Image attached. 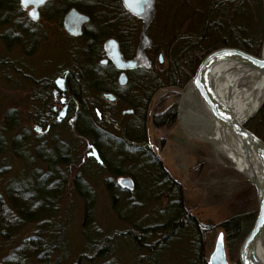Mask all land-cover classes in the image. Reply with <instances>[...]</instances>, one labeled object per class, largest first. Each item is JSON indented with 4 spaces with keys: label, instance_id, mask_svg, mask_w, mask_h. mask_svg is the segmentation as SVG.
<instances>
[{
    "label": "trees",
    "instance_id": "obj_1",
    "mask_svg": "<svg viewBox=\"0 0 264 264\" xmlns=\"http://www.w3.org/2000/svg\"><path fill=\"white\" fill-rule=\"evenodd\" d=\"M241 3L247 8L249 19L257 16V22L262 21L261 0H255L254 5L249 6L243 0H218L210 5L206 16L207 21L202 29L204 37L197 38L194 42H191L190 38H177L180 45L178 44L175 52L174 50L169 52L171 60L164 71L168 85L181 87L192 76L201 58L217 47H238L259 55L258 47L262 39L263 24L262 27L259 24L260 26L251 32L238 27L236 19H243L245 13L240 9ZM18 7V0H0V23H5L13 11L19 15ZM198 30H201V27ZM1 36L5 37L4 34ZM13 39L16 42L19 41L17 36ZM206 42L209 43L206 44ZM84 56L88 61L92 57L96 58L90 51H84ZM76 70H69L66 78L70 99H75L80 109L75 111L74 106L68 115L73 116L75 134L83 138L89 136L92 144L97 151L99 150V158L103 157V149L111 157V162L103 163V167H100L95 159L89 157L87 159L90 163L93 162L95 167L103 168L108 172L110 177L105 180L104 185L111 199V208L118 219L128 226L126 230L115 232L101 241L94 236L99 233L93 217L94 192L89 183V166L83 164L81 169L85 174L76 173L71 183L72 190L82 201L81 234L85 239L84 249L90 252L96 249L92 259H103L110 255L116 243L124 240L145 253L149 261L154 263L160 261V255L163 252L165 255L167 249L171 250L172 247L169 244L182 240V236L186 235L189 245L182 253L186 258L185 264H207L200 230L196 227L194 215L184 204L183 189L164 170L162 162L147 144L146 110L153 92L160 87L159 82L145 70L135 88H131L133 92L125 93L128 96L123 97L109 87L108 90L115 93L120 102L132 113L120 138L111 141L103 128L88 115L92 105L90 100H83L80 95L86 90L83 87L100 93L96 86L99 85L96 79L101 74L106 76L105 71L99 69L97 65L94 68L87 67V63L86 67ZM108 72L110 69H107V75ZM52 85L50 79L38 81V86L43 89V92L46 91V96L50 93L49 89ZM43 96L37 98L42 108L40 111L35 110L33 119L40 125L47 122L52 107H50L52 102L50 100L49 103L46 102V97ZM85 105L88 106L85 107ZM43 108L48 110H42ZM259 115L263 117L264 106ZM176 117L175 106H171L162 112H154L151 119L152 125L156 128H170L175 123ZM247 127L257 133L249 126V123ZM57 141L59 142L56 143ZM57 141L55 140L52 145L44 146L43 139L33 136L25 127L20 126L17 112L13 108L5 110L0 118V181L11 171L8 156H13L23 163L15 177H7L3 183L0 182V251L10 248L1 256L0 264H50L51 255L56 250L60 251L61 256L52 264H61L62 260L68 256V248L64 241L63 224L65 223L58 213L69 188L67 165L76 161L71 155L75 145L64 138L63 141ZM105 141H109L110 144H105ZM162 145L161 139L158 148ZM198 170L199 166H194L189 171L195 176ZM118 175L130 176L134 180L135 185L131 192L121 189L114 182V178ZM150 196L157 199L158 205L159 202L162 204L161 209L157 207L154 209L155 216L152 219L142 214V209ZM231 203L239 207L240 212L233 213L220 226L225 233L228 246L234 248L249 231L256 216L257 202L254 186L250 185L248 188L239 190ZM243 203H246V211L241 207ZM29 226L31 232L25 238L18 237L25 227ZM16 238L17 244L13 245ZM231 262V264H238L237 256Z\"/></svg>",
    "mask_w": 264,
    "mask_h": 264
},
{
    "label": "rangeland",
    "instance_id": "obj_2",
    "mask_svg": "<svg viewBox=\"0 0 264 264\" xmlns=\"http://www.w3.org/2000/svg\"><path fill=\"white\" fill-rule=\"evenodd\" d=\"M89 1L94 2L92 3L94 6L102 5L101 2L103 0H100L101 2L99 1L100 4L97 3V0ZM124 1L128 7L129 5L127 3H129V1ZM151 1L152 0H148V4H150ZM217 1L218 0H157V17L160 20V17L165 11V15L172 21L170 24L171 26H167L165 30L168 32L169 30L172 31V28H174L177 36H179V34H187L189 31L192 33H202V28L201 30L198 29L206 23L207 18L205 19V16L202 18L201 14L208 13L209 6ZM243 1L248 3L247 5L249 6L252 5L255 0ZM33 3H35V5H33ZM22 4L23 3L18 0V8L20 9L19 15L13 11L7 17L5 23H0V118L5 110L13 108L17 112L20 126L22 128L25 127L33 136L43 139L44 146L49 145L48 141L50 138L62 141L64 138L66 141L74 143L75 145V150L71 155L72 159H76V161L67 165V184L69 188L62 202L60 213H58V216H60L61 220H64L65 223L63 224V227H65L64 241L68 248V256L62 260L61 264H100L102 262H110L111 264H185L186 258H184L185 256L182 253L185 251L186 246L189 245L186 235L182 236V240L169 244V246L172 247L171 250L167 249L165 255H163V252L160 255V261L154 263L149 261L145 253L140 252L136 247L131 245L130 242L124 240L116 243L112 247L110 255L103 259H92L96 249H92L91 252L84 249L85 239L81 234V225L83 221L82 201L74 190H72V177L76 173H84L81 169L83 164L89 166V183L94 192L95 201L93 217L96 227L99 229L98 235L94 236H97V239L101 241L103 238L111 236L115 232L126 230L128 227L127 224H124L118 219L111 208V199L104 185L105 180L110 176L105 169L95 167L93 162L90 163L89 159H87L89 157L88 153L92 152L91 149L96 147L92 144V140L89 136L88 138H83L75 134L73 116H70L71 114L64 118L63 121L58 122L51 131L42 135L33 130V126L37 125L33 119L35 110L40 111L42 108L40 101L37 99L43 96L38 90V81L50 79L52 84H54V80L57 77L65 78L69 70L73 71L77 69L79 71L81 68L86 67V63L87 67L94 68V66L97 65L98 59L92 57L89 61L86 60L84 56V51H87L86 41L68 35L69 33L61 26V22L63 23L65 20V17L64 20L60 18L64 8L61 0H49L43 6H38L35 0H27L24 5ZM241 6L243 8L240 7V9L245 13L243 14V19H236L238 27L242 28L244 31L247 30L251 32L253 29L256 30V27L260 25L262 27L263 24L262 39L258 47V52L260 54L264 36V9L262 2L260 5V16L262 17V21L258 22L256 20L257 16L254 17V14L252 15L253 19H249L248 12L246 11L247 8L242 5V3ZM33 11L36 12V14L33 16L34 19H31L28 12L32 14L34 13ZM100 12L104 15L103 11ZM96 14L98 13L93 10L92 15L96 16ZM2 15L6 16L5 14ZM94 19H97V16ZM118 28L119 31L122 30V25ZM1 34H4L5 37H2ZM152 34L153 31L151 35ZM14 36H17L19 41H14ZM190 39L191 42L197 40L196 37ZM167 40L162 39L159 41L167 42ZM100 41L102 42L103 40L100 38ZM154 41H156V43L159 42L158 39ZM169 41L170 43H168V45L171 48L170 51L173 52L174 50L175 52L179 40L176 38ZM106 42H102L101 45H103V43L106 44ZM207 43L209 42H206V44ZM101 45L100 51L103 53L104 49L101 48ZM218 48L220 47L216 49ZM76 74L79 75V73ZM148 74L154 79L156 78L155 81H158L160 85V87L156 89L157 91L155 90V92H153L154 94H152L150 102H148L147 105L145 126L149 131L148 141L153 145L155 140H163V145L160 148L153 145L151 146V151L162 162L164 170L181 185L184 193V204L186 208L191 211L192 215L199 211H208L210 213L209 218L212 220L209 223L212 224V227H215L216 223L220 226V224L233 213H236V211L240 212L239 207L231 205L232 199L237 192L253 184L232 168L228 161L223 158H220V160L217 159L208 142L181 129L180 109L184 108L185 111L189 110L190 112L192 107L185 104L180 105V95L191 77L187 79L181 87L175 86L177 89L174 90L172 89L173 86L168 85L164 76V70L157 69L156 71L148 72ZM105 82V85L111 86L116 93H123L118 91L120 89L113 86V81L110 77H108ZM128 82L127 85H122L126 86V89L124 88L123 90L125 93H128V91L132 93L133 89L131 90V88H135L136 82ZM53 86L54 91L51 90L50 94L48 93L47 96L44 92L43 97H46V102L49 103V100L52 102L50 107L52 106L51 108H53V110L55 109L52 111V119L54 120L56 117L55 114L61 111L63 104L60 102L61 92H56L55 84ZM83 89H86L85 92L82 94L80 93L83 100L87 99L88 101L89 99L92 103L88 115L95 120V123L97 122L99 126L103 128V131L111 138V141L120 138L121 132H123L125 125L132 117V113H125V110H123L126 109L124 104H110V102L108 104L101 99V93H95L85 87H83ZM69 93V91H66L64 101V104L68 105L67 114H69L71 108H74V106L75 111L76 109H80L78 103H75L76 100L70 99ZM87 106L88 105H85V107ZM168 106H175L177 113L175 123L170 128H156L152 125L150 112L151 114L153 110L162 112ZM263 106L264 103L253 116L247 120L246 126L249 123V126L257 132L253 133L264 141V115L263 117L259 115ZM42 110L48 109L43 108ZM76 113H78V111ZM121 113H123V115ZM188 118H190V115ZM45 127L43 126V128ZM248 129L252 131L250 128ZM104 143L107 145L110 144L109 141H105ZM94 155L99 157L97 153ZM94 155L92 153L89 158H93L96 161L97 158H95ZM8 157L11 162V171L9 175L0 181L2 183L7 177H15L23 165L21 160L13 156ZM194 166H199V172L195 176L191 175L189 171ZM114 182L117 183V178H114ZM133 185H135L134 181ZM120 188L123 189L122 187ZM132 190H129V192ZM157 205V199L150 196L142 209V214L152 219V217L155 216L154 209L156 207L157 209L162 208L160 202L159 205ZM241 207L243 210H247L246 203L241 204ZM219 228L220 227H217V229L213 231H211L212 228L208 230V233L209 231L211 232L208 234L207 240L204 241L206 263L208 255L214 248L216 238L219 234H222L226 259L228 264H231L233 258L237 256L240 243L246 234L243 235L234 248H230L225 240L224 231ZM30 229V226L27 228L25 227L18 237L20 236L21 239L25 238V236L31 232ZM16 242L17 238L16 240L14 239L13 245L17 244ZM9 249L5 248L0 251V258L4 253L8 252ZM60 256V251L56 250V252L51 255L50 264H52L55 259L60 258Z\"/></svg>",
    "mask_w": 264,
    "mask_h": 264
},
{
    "label": "bare ground",
    "instance_id": "obj_3",
    "mask_svg": "<svg viewBox=\"0 0 264 264\" xmlns=\"http://www.w3.org/2000/svg\"><path fill=\"white\" fill-rule=\"evenodd\" d=\"M169 40H167V43H170ZM113 41L116 44V51L119 55V58L123 62H128V61L134 62L132 67L119 69L115 65L111 56L109 55L110 53L109 48L106 49L108 59L119 72L118 77L123 76L126 80L125 71L132 70V72H135V68H137L136 62L134 59H128V60L124 59L118 48V44L116 40ZM222 47L238 48L232 46H222ZM260 54L264 55V36H263V43L261 45ZM159 62H161V60H159ZM98 68L104 70L106 76L101 74L99 78L96 79V83L99 84L96 86L100 90L101 99H103L105 102L109 104L110 100H108V98H106L105 95H111L112 98H114L113 101H116V96L115 93L110 92L108 90L110 89L109 87L111 86L105 85L106 84L105 81L108 77H110L113 80L114 75H111L112 74L111 70L110 72H108L109 73L108 75L106 74L108 68H100V67ZM130 77L131 79H134V81H138V79L140 78L138 77L137 79V77L136 76L134 77L133 75H130ZM207 82L212 88V91L214 92L215 96L221 102L227 104L231 109V111L233 112V114L240 121L246 122L264 103V74L234 59L220 60L217 63H215L213 66H211L207 72ZM124 84H120V85H124ZM53 85L50 87L49 92L51 90L54 91ZM37 87H38V82H37ZM172 89L175 90L177 89V87H172ZM38 90L40 94H44V92H46V91L43 92L42 91L43 89H41V87H39ZM57 91L59 90L56 88V92ZM64 91H65V83H64ZM64 91H61L60 95H63ZM63 99H64L63 96H61L60 102L63 104L62 109L64 106H66V114L64 117L66 118L68 115L67 114L68 105L64 104ZM113 101L110 102V104L114 103ZM180 102L181 104H185L187 106L192 107L190 112L189 110L185 111L184 108H181L182 110L180 109V118H181V126H182L181 129L185 132H188L196 136L199 139L208 142L209 145L212 147L213 152L217 159L219 160L220 158L225 159L226 161L229 162L232 168H234L237 172H239L248 181L252 180L258 184L260 182V177H261V167L258 158L248 147L244 145L242 140L237 136H235L234 134H232L231 132L224 129L214 119L209 108H207L198 99L196 94L192 92L191 88H189V91H181ZM52 111H54L53 108H51V112L49 117L47 118V122L41 126V127L48 126L49 127L48 131H51L55 127V125L58 124V122H61L64 119V118H59L58 114L61 111H58L57 114H55L56 115L55 119L53 120ZM125 113L131 114V111L125 109ZM153 113L154 112H152V114ZM152 114L150 112L151 119H152ZM188 114L190 115V118H188L189 116ZM37 125L40 126V124ZM57 140L58 139H56V141ZM53 142H55V139L50 138L48 144L52 145ZM58 142L59 141H57L56 143ZM97 142L99 143L100 140ZM91 151L92 152L88 153L89 157L92 153L93 155L94 153L98 154L99 150L97 151V149L94 148L91 149ZM102 151H103V157L100 156L101 158H99L97 155H94L95 158H97L96 162L99 164L100 167H103V163L109 164L108 162H111V157L108 155L107 151L105 149H103ZM122 177L130 179L132 182L134 181L130 176L118 175L115 178L118 179ZM127 191L129 192V190ZM252 260H254L257 264H264V233H261L254 243Z\"/></svg>",
    "mask_w": 264,
    "mask_h": 264
},
{
    "label": "flooded vegetation",
    "instance_id": "obj_4",
    "mask_svg": "<svg viewBox=\"0 0 264 264\" xmlns=\"http://www.w3.org/2000/svg\"><path fill=\"white\" fill-rule=\"evenodd\" d=\"M47 1L49 0H43V3H38L35 0L38 6L45 5ZM61 1L63 2L64 8L60 18H62L63 20L64 17L70 11H75L76 13L78 12L77 14L80 15L82 14L84 17H86V20L81 22L78 27H74L75 29L70 28L67 24H64V22L63 23L61 22V26H63V29L69 33L68 35L73 37H78L86 41L87 51L94 53L95 57L98 59L97 67L108 68L114 74V79L112 80L113 86L120 89L118 91L123 92L122 93L123 97H125L126 95L123 90L125 86L119 84V80L117 78L119 72L107 57V52H106L107 48L106 45L104 44L107 40L110 39L116 40L118 44V48L122 54V57L126 60L134 59L136 62L137 68H135V72H132V70L125 71V75H126L125 84L127 85V83H129L128 81L136 82V84L138 83V81H134V79H131L130 75H133L134 77L136 76L138 79V77H141L143 75L145 70L147 72L156 71L157 69L159 70L161 69L162 71L163 70L165 71V69L168 67V64L171 60L169 56V52L171 48L166 41L162 42L159 40L162 39L174 40L178 37L179 38L204 37L203 32L192 33L190 31L187 34L184 35L179 34V36H177L175 34L176 31L174 30V28H172V31L169 30L168 32H166L165 28L167 26L170 27L172 21L167 15H165V11L159 20V18L157 17V6H156L157 0H152L150 4H148L147 1L146 3L147 5L141 1L140 4H137V8L139 7L138 13H133L126 6L124 0H103L102 2L100 0H97V3H99L100 1L102 5H94V6L92 5V3L94 2H91L89 0H61ZM19 2H21V0H19ZM22 5H24V3ZM93 10H95V12L98 13L96 14L97 19H94L96 16L92 15ZM100 11H103L104 15H102ZM29 12L28 15L31 17V19H34L33 16L34 14H36V12L33 11L34 13L32 14ZM204 16L206 19L207 13L201 14L202 18ZM121 25H122V30L119 31L118 27ZM201 28L203 29V25L201 26ZM151 30L153 31L152 35H151L152 33ZM100 38L101 40H103L102 42H104L103 45H101L102 42L100 41ZM156 39H158L159 42L156 43V41H154ZM100 45L101 48L104 49L103 53H101L100 51ZM159 60H161V62H159ZM171 86L175 87L174 85ZM66 91L68 92V85H67V78L65 75V91L64 94L61 95L64 98L63 101H65ZM115 96H116V101H113L114 104H118V105L119 103L123 104L122 102H120L119 97L116 94ZM167 108H169V106ZM167 108H165V110ZM153 112H156V110H153ZM123 113L121 114L123 115ZM148 132L149 131L148 129H146L145 126V133H146V140L148 147H150L151 149H152L151 146L153 145L158 147V143L160 140H155V142L152 145L151 142L148 141L149 138ZM209 214L210 213L208 211H199L198 213L194 214L196 227L200 230L199 233L203 241V246H204V241L207 240L208 234L211 231L217 229V227H220L219 229L223 231L222 227L218 226V223H216L215 227H212V230L209 231L208 233L209 229L207 227L209 226V222L212 221L209 218Z\"/></svg>",
    "mask_w": 264,
    "mask_h": 264
},
{
    "label": "water",
    "instance_id": "obj_5",
    "mask_svg": "<svg viewBox=\"0 0 264 264\" xmlns=\"http://www.w3.org/2000/svg\"><path fill=\"white\" fill-rule=\"evenodd\" d=\"M129 6L128 8L133 13H138L137 4H140L142 1L144 4L148 0H126ZM262 6L264 9V0H261ZM35 5V3H33ZM86 20V17L83 15L77 14L75 11H70L64 20V24H67L70 28L78 27L81 22ZM106 48H109V55L113 59L115 65L119 69H124L126 67H132L134 62L128 61L123 62L116 51V44L113 40H108L106 42ZM234 59L239 61L251 68L256 69L257 71L264 74V55L260 56L246 52L240 48H231V47H221L215 49L208 54H206L202 60L197 65L193 75L190 80L187 82L186 86L182 91H189V88L192 89V92L196 94L198 99L209 108L214 119L227 131L231 132L238 138L242 140L244 145L248 147L258 158L260 167H261V177L260 182L257 184L255 181L250 180L254 185L256 191L257 199V212L253 224L249 231L246 233L242 242L240 243L239 250L237 253L238 264H257L252 260L253 246L261 233H264V141L261 140L257 135L250 131L246 127L245 121H240L231 111L229 106L221 102L212 91V88L207 82V72L211 66L217 63L220 60H230ZM64 77H57L54 80L56 88L60 91H64ZM119 83L124 84L125 78L123 76L118 77ZM110 102L114 100L111 95H105ZM181 105V102H180ZM66 114V106L63 107L61 112L58 114L59 118H64ZM49 127L45 128L35 125L33 130L38 134H44L48 131ZM96 154V153H94ZM117 184L126 190L133 189V182L130 179L125 177L118 178ZM208 229L212 228V224L209 223ZM222 234H219L215 240L214 248L207 258V264H228L225 254V248L223 243Z\"/></svg>",
    "mask_w": 264,
    "mask_h": 264
},
{
    "label": "snow or ice",
    "instance_id": "obj_6",
    "mask_svg": "<svg viewBox=\"0 0 264 264\" xmlns=\"http://www.w3.org/2000/svg\"><path fill=\"white\" fill-rule=\"evenodd\" d=\"M27 0H21V3H26ZM38 3H43V0H36ZM222 239V237L218 238V240Z\"/></svg>",
    "mask_w": 264,
    "mask_h": 264
}]
</instances>
